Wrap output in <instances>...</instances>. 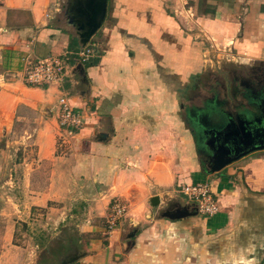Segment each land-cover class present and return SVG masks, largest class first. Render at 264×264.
<instances>
[{"label": "crops", "instance_id": "obj_1", "mask_svg": "<svg viewBox=\"0 0 264 264\" xmlns=\"http://www.w3.org/2000/svg\"><path fill=\"white\" fill-rule=\"evenodd\" d=\"M179 1L108 0L95 56L81 64L53 0H0V264H50L37 261L48 231L68 226L76 236L54 255L85 252L72 264H264V150L210 174L177 119L171 88L201 50ZM225 1L207 0L195 28L230 39L239 64L263 61L264 0H246L233 31ZM63 55V85L27 81L36 62ZM62 97L82 118L72 136L59 127ZM184 183H207L217 213L181 198ZM115 204L125 213L109 228ZM175 211L184 217H166Z\"/></svg>", "mask_w": 264, "mask_h": 264}, {"label": "flooded vegetation", "instance_id": "obj_2", "mask_svg": "<svg viewBox=\"0 0 264 264\" xmlns=\"http://www.w3.org/2000/svg\"><path fill=\"white\" fill-rule=\"evenodd\" d=\"M68 1L64 0L63 14L68 8ZM64 20L66 21L65 16ZM255 62L258 63L249 65L243 71L228 72L230 76H227V79L222 81L216 79V83L208 88L207 93L210 96L201 98L199 105H196L192 98L200 87V78H196L201 73L200 68L196 67L193 72L184 75L182 83H176L171 88L173 93L183 95V99L188 102L187 105L179 103V108L183 111L182 119L187 126L189 125L200 164L206 170L209 169L211 151L216 149L218 143L214 138L215 129L218 130L227 123L238 128L236 122L239 118L248 121H260L264 118V63H262L264 60L252 63ZM237 74L241 77L238 78ZM186 93H192L193 97Z\"/></svg>", "mask_w": 264, "mask_h": 264}, {"label": "rangeland", "instance_id": "obj_3", "mask_svg": "<svg viewBox=\"0 0 264 264\" xmlns=\"http://www.w3.org/2000/svg\"><path fill=\"white\" fill-rule=\"evenodd\" d=\"M218 1H220V0H218ZM225 2H226V6H227L226 8L228 10L225 11L226 14L225 13L222 14L221 12H219V15L223 16L225 21L227 23L231 24L229 29H230V31H233V25L237 26L239 20L242 19V18L240 19V17H243L242 13L244 12L243 11L244 8H246V5H245L246 0H226ZM219 3L223 4V1H221ZM63 4H64V0H53L52 7H51L52 8L51 9V13H52L51 17L53 19L52 21H56L57 19H60L62 25H64ZM174 6L176 7V10H178L179 12L180 11L185 12L187 10H190L192 16H187L186 19L192 24L191 26H194L191 29L193 32H196V33H193V35H192L194 38H196L194 40H197L201 43L200 53L197 52V54H196L197 59H198L197 61L200 63V66L198 67V69L200 68V70H201L200 75L196 77V78H200V87H199L198 91L195 93L194 97L192 96V93H188V94L186 93L189 97L190 96L193 97L192 99L196 105H199L200 100H202L201 98L206 97V96H210L209 93H207L208 88L216 83V81H215L216 79H219V81H222L223 79H227V76H230V73H228V72L238 71V70L243 71L244 69L248 68L249 65L256 64L258 62H255V63L248 62L249 64H244L246 66L241 67L239 62L241 61L242 58H237L238 56L234 52L233 48L231 50L227 46L228 44H225V43H228L230 39L225 40V42L223 44V43H219L222 40L218 39V41H213L212 39L206 38V36L203 33L198 32L199 30H197V28H195L196 27L195 24H197L198 17L201 16L202 14H205V11L208 9L207 8V0H180L179 2H174ZM229 10H231L230 14H227V13H229ZM177 15H179V13ZM209 16L211 18H215L214 17L215 14L209 15ZM93 49H95V47H93ZM64 56H65V58H68V55H63L62 57H64ZM234 56H236V57H234ZM235 58H236V60H233ZM261 58H264V57H261ZM60 59H61V57H60ZM62 60H64V59H62ZM262 63H264V62H262ZM239 67L241 69H239ZM222 71H224L225 73L221 74ZM239 74L236 75L238 78L241 77V75H239ZM182 96L183 95H180L179 93L175 94V98L177 101L176 110H177V119L178 120H182V118H183V114H182L183 111H181L179 109V103H183V105H187V103H188L186 100L183 99ZM197 148H198V152H200L199 147H197ZM197 160L199 161L198 157H197ZM180 196H181V198L186 200V198H184L182 195H180ZM124 211H125V209H124ZM124 213H123V215H124ZM55 232L56 231H53V230L48 231V239L45 243L44 250L41 252L40 256L37 259V261H39L40 263L46 262V263H50V264H57V263H59L60 260L66 258L63 256L67 255L68 252L63 254V256H61L59 258H57L54 255V252H56V248L59 246V244H61V242H57V241L59 239H61L62 237H66L67 239H73L76 236L74 228L71 226L67 227V230H65L64 236H62V234H60L61 236H55L54 235ZM56 253H59V251H57ZM62 253H64L63 250L61 251V254Z\"/></svg>", "mask_w": 264, "mask_h": 264}, {"label": "water", "instance_id": "obj_4", "mask_svg": "<svg viewBox=\"0 0 264 264\" xmlns=\"http://www.w3.org/2000/svg\"><path fill=\"white\" fill-rule=\"evenodd\" d=\"M64 11L67 25L71 26L81 48L85 47L98 33L105 22L108 10V0H69ZM239 117V115H236ZM251 122V123H250ZM234 124H224L215 129V139L218 141L216 151H211L207 172L215 174L240 158L264 150V118L260 121H248L239 118ZM248 123V124H247ZM106 135H102V137ZM207 144V142H206ZM157 204V199H155ZM197 210V209H196ZM169 219L184 217L179 211L166 214ZM85 256L83 251H75L67 256L61 264H72Z\"/></svg>", "mask_w": 264, "mask_h": 264}, {"label": "built area", "instance_id": "obj_5", "mask_svg": "<svg viewBox=\"0 0 264 264\" xmlns=\"http://www.w3.org/2000/svg\"><path fill=\"white\" fill-rule=\"evenodd\" d=\"M187 16H192L190 10L185 11ZM93 43H88L85 47L76 53L74 61L85 64L95 56ZM67 57V56H66ZM52 57L38 61L26 72L27 81L32 84H52L63 85L64 78L67 74V63L65 56ZM58 123L61 130L67 136L74 135L82 127V118L80 114L73 110L65 97L59 99V116ZM178 192L187 201L196 206L197 212L203 216H212L218 211L217 201L214 199L210 186L207 183H184L178 187ZM124 208L115 204L114 213L110 217L108 226L113 227L116 221L123 216Z\"/></svg>", "mask_w": 264, "mask_h": 264}, {"label": "trees", "instance_id": "obj_6", "mask_svg": "<svg viewBox=\"0 0 264 264\" xmlns=\"http://www.w3.org/2000/svg\"><path fill=\"white\" fill-rule=\"evenodd\" d=\"M69 53L71 54V58L73 59V58H76V53H78L80 50H81V48L77 45V44H71L70 46H69ZM89 62V61H88ZM87 62V63H88ZM87 63H85V64H87ZM91 63H92V61H91ZM70 248H67V249H65V251H64V253H67L68 252V254H70V252H75L74 250H71L70 252ZM60 257H61V255H60ZM57 258H59V257H57ZM61 262V260L59 261V263Z\"/></svg>", "mask_w": 264, "mask_h": 264}]
</instances>
